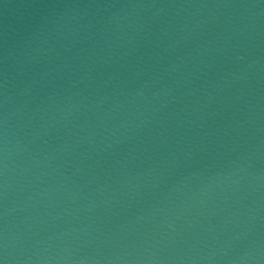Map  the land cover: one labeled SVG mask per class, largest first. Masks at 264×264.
<instances>
[{"label": "water", "instance_id": "1", "mask_svg": "<svg viewBox=\"0 0 264 264\" xmlns=\"http://www.w3.org/2000/svg\"><path fill=\"white\" fill-rule=\"evenodd\" d=\"M0 264H264V35L233 0H0Z\"/></svg>", "mask_w": 264, "mask_h": 264}]
</instances>
